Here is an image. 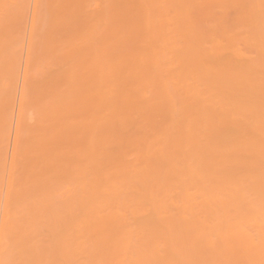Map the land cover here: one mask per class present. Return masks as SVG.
I'll return each instance as SVG.
<instances>
[{
  "label": "bare ground",
  "instance_id": "1",
  "mask_svg": "<svg viewBox=\"0 0 264 264\" xmlns=\"http://www.w3.org/2000/svg\"><path fill=\"white\" fill-rule=\"evenodd\" d=\"M0 264H264V0H0Z\"/></svg>",
  "mask_w": 264,
  "mask_h": 264
},
{
  "label": "rangeland",
  "instance_id": "2",
  "mask_svg": "<svg viewBox=\"0 0 264 264\" xmlns=\"http://www.w3.org/2000/svg\"><path fill=\"white\" fill-rule=\"evenodd\" d=\"M19 92H20V86H18V89H17V95H16V101H15V110L17 109V105H18V100H17V98H18V96H19ZM12 135H13V133H14V128H12ZM10 143H11V141H10ZM10 147H12V143L9 145V148ZM9 151H11V148L9 149Z\"/></svg>",
  "mask_w": 264,
  "mask_h": 264
}]
</instances>
